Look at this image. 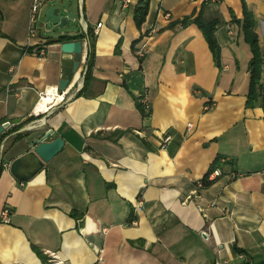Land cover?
<instances>
[{
    "label": "crops",
    "instance_id": "1",
    "mask_svg": "<svg viewBox=\"0 0 264 264\" xmlns=\"http://www.w3.org/2000/svg\"><path fill=\"white\" fill-rule=\"evenodd\" d=\"M33 1L0 0V125L10 123L0 135V264H45L51 254L64 264H264V0H243L263 58L250 107L242 0H150L140 29L141 0H70L74 26L54 32L44 21L57 0H44L29 42ZM200 13L217 22L218 63L201 30L181 26ZM81 17L92 31L102 23L91 80L38 112L40 92L68 80L76 94L83 82V62L75 72L54 42L85 35ZM48 131L62 151L29 181L15 178L11 163ZM217 160L221 175L205 182Z\"/></svg>",
    "mask_w": 264,
    "mask_h": 264
},
{
    "label": "trees",
    "instance_id": "2",
    "mask_svg": "<svg viewBox=\"0 0 264 264\" xmlns=\"http://www.w3.org/2000/svg\"><path fill=\"white\" fill-rule=\"evenodd\" d=\"M149 2L150 0H141L139 3L138 8L134 12V20L136 23V26L140 29L141 25L145 22L148 12H149ZM243 2V20L240 23L241 29L243 32L244 40L247 44H249L251 51H252V58L249 62L248 69H249V74H250V82H249V90H248V95H247V107L254 106L255 102H257L261 85H260V76H261V67L263 63V58L261 54V49L258 43V37L256 33L254 32V22H253V17L251 16L252 14L249 12L245 2ZM194 16L191 17H186L181 21V26L186 27L189 24H195L202 32L205 40L208 43V46L213 54V57L215 58V61L218 63L219 60V45L217 43L216 37H215V30L217 26L216 20L212 21H206L202 19V14L200 13L197 17L193 18ZM176 25L178 23H175ZM170 28H172V24L170 25ZM83 37L87 38L89 40L88 44V55H87V70L86 74L84 75L83 78V87L82 89L76 94L75 97H79L82 95V93L86 90V87L88 85V82L91 80V73H92V68H93V62H94V57H95V36L93 34V31L88 29L87 34L85 35H78L74 37L70 36H63L59 38L58 40L54 42L58 43H64L68 42L71 40L75 39H83ZM120 46H121V41H119L116 45L115 48V54H120ZM135 44L133 43L132 49L134 50ZM29 51L30 48H28ZM140 63H142V59L139 60ZM137 109L141 111L143 114L144 118L146 116H150L149 113L144 112V106L140 103L137 102ZM2 136V135H1ZM0 136V137H1ZM218 160L214 162V164L210 168V172L215 169V166L217 165ZM72 216L76 217L74 214L71 213ZM48 264L47 260L45 264ZM250 264V263H247Z\"/></svg>",
    "mask_w": 264,
    "mask_h": 264
},
{
    "label": "water",
    "instance_id": "3",
    "mask_svg": "<svg viewBox=\"0 0 264 264\" xmlns=\"http://www.w3.org/2000/svg\"><path fill=\"white\" fill-rule=\"evenodd\" d=\"M72 7L70 0H57L50 6L45 13L46 30L50 32L62 31L67 26H74L75 14L69 11ZM67 12L68 15H65ZM62 34V33H61ZM67 36V35H66ZM63 37L61 35L59 38ZM58 38V39H59ZM61 52L65 55H73V70L76 72L79 69L83 53L82 41H70L61 44ZM69 85L68 80H61L58 84L60 91H65ZM10 126V123L0 125V135L5 129ZM33 129H31L32 131ZM39 130H33L37 133ZM53 135V131H48L43 135H39L32 141V149L24 156L13 161L9 167L10 173L21 181H29L46 163H49L56 155H58L63 147L64 141L61 138H56L52 141H47Z\"/></svg>",
    "mask_w": 264,
    "mask_h": 264
},
{
    "label": "built area",
    "instance_id": "4",
    "mask_svg": "<svg viewBox=\"0 0 264 264\" xmlns=\"http://www.w3.org/2000/svg\"><path fill=\"white\" fill-rule=\"evenodd\" d=\"M44 0H34L33 1V5L31 8V13H30V28H29V42L31 41L32 38L35 37V24L37 23V14L38 11L40 9V7L42 6ZM129 0H125L124 1V6H127V4H129ZM80 23L82 25V28L85 32V34H87L88 31V27L85 23V21L83 20V18H80ZM102 23H99L96 28L94 29V35L99 34V30L101 29ZM83 44V49L88 47L89 44V40L86 38L85 41H82ZM37 51V50H36ZM39 52H35V54H38L39 56H43L44 55V50H38ZM140 56H142V52L138 53ZM87 55L88 52L84 53V56L82 57L81 61L83 62L84 69L82 71V79L84 78V75L86 74V70H87ZM83 87V82L82 80H80L79 84H78V89H77V93L82 89ZM76 93V94H77ZM76 94H70L69 92L66 91H60L58 89L57 86H53V87H48L47 89H45L44 91L39 93V101L37 104V107L39 105V102L44 98V97H49L50 98V103L48 104V106L44 109V110H39L36 107V111L44 113L47 112L53 108L59 107L61 105H64L65 103L69 102L71 99L75 98ZM140 99V103L144 106V111L145 112H149L150 111V102L148 99L147 95H141L139 97ZM34 127V123L31 126L28 125L27 129ZM189 128H191V125H189ZM172 141V137L170 135H163V146L167 145L168 143H170ZM4 150V144L0 145V151L2 153V151ZM221 175V170L220 169H213L205 178V182H211L213 180H215L217 177H219ZM204 181H201L198 183V187L199 188H203L205 185ZM197 192L193 191L191 196L188 197V201H191L192 195H196ZM142 206V201L139 199L136 204H135V208H137L138 210L141 208ZM2 222L3 223H9V210L5 209L2 213ZM203 236H206V233L202 232ZM49 264H64V262L60 259V257L56 254H51V258L48 260ZM215 264H229L228 262H221V261H216Z\"/></svg>",
    "mask_w": 264,
    "mask_h": 264
},
{
    "label": "bare ground",
    "instance_id": "5",
    "mask_svg": "<svg viewBox=\"0 0 264 264\" xmlns=\"http://www.w3.org/2000/svg\"><path fill=\"white\" fill-rule=\"evenodd\" d=\"M50 103V98L48 97H44L40 102H39V105L37 107V109L39 110H44L48 104ZM43 121V120H42Z\"/></svg>",
    "mask_w": 264,
    "mask_h": 264
}]
</instances>
